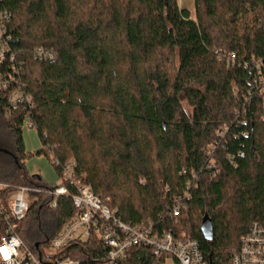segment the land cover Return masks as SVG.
<instances>
[{"label": "trees", "instance_id": "16d2710c", "mask_svg": "<svg viewBox=\"0 0 264 264\" xmlns=\"http://www.w3.org/2000/svg\"><path fill=\"white\" fill-rule=\"evenodd\" d=\"M0 12L11 15L14 53L0 77L19 68L32 99L13 110L0 90L4 197L19 186L53 190L26 167L29 119L42 144L36 155L59 179L56 162L74 161L124 222L153 223L198 241L209 264H231L251 225H264V0H194L193 15L178 0H0ZM37 49L54 57L36 59ZM185 192L186 208L171 217ZM32 197L14 233L37 252L76 209L69 197L56 207L48 194ZM206 217L212 241L201 231ZM94 254L90 244L65 252ZM119 264L163 261L137 247Z\"/></svg>", "mask_w": 264, "mask_h": 264}, {"label": "built area", "instance_id": "2783aa9c", "mask_svg": "<svg viewBox=\"0 0 264 264\" xmlns=\"http://www.w3.org/2000/svg\"><path fill=\"white\" fill-rule=\"evenodd\" d=\"M11 15L0 12V65L14 61V53L9 49L7 22ZM53 58L54 55L43 49L35 51L36 59ZM234 58L235 55H232ZM12 67L14 74L7 78L0 77V90L9 92L10 109L18 110L31 103V97L18 86V70ZM24 126L33 128L29 119ZM60 167V183L53 190H45L33 186H19L13 194L4 197V190L9 185L0 183V216H3L7 233L0 238V264H119L125 259L129 250L137 247L148 248L155 261L166 264L172 259L173 264H209L203 255L200 244L196 240L177 238L172 231L160 232L153 224L132 225L124 222L109 200L103 201L93 190L84 185L83 176H79L74 161L65 165L56 162ZM195 178L196 175L193 174ZM70 188L75 191L71 194ZM45 193L56 200L69 197L76 209V214L65 222L60 231L53 237L47 247L36 248L33 252L26 247L18 235L14 233L15 223L23 221L33 201V194ZM184 198H177L170 210L171 217H179L186 208ZM6 203L9 212H6ZM95 251L92 257L76 259L65 252L74 245H89ZM231 264H264V225L253 223L240 242Z\"/></svg>", "mask_w": 264, "mask_h": 264}, {"label": "rangeland", "instance_id": "374dc122", "mask_svg": "<svg viewBox=\"0 0 264 264\" xmlns=\"http://www.w3.org/2000/svg\"><path fill=\"white\" fill-rule=\"evenodd\" d=\"M178 2L181 7L188 8L192 15L194 14V0H178ZM23 139L26 151L31 153L30 158L26 161V167L29 172L41 176L48 184L57 186L61 181L58 178L52 163L48 160L46 155H36V152L42 148L37 131L34 128L24 126ZM107 200L110 201V199ZM166 264H173L172 259H169Z\"/></svg>", "mask_w": 264, "mask_h": 264}, {"label": "water", "instance_id": "95a60500", "mask_svg": "<svg viewBox=\"0 0 264 264\" xmlns=\"http://www.w3.org/2000/svg\"><path fill=\"white\" fill-rule=\"evenodd\" d=\"M5 153H8L7 151H3ZM201 231L202 234L204 236V238L207 241H212L213 237H214V231H213V226L212 223L210 221V219L208 217H206L203 222H202V226H201ZM38 244L35 246L36 248H38Z\"/></svg>", "mask_w": 264, "mask_h": 264}, {"label": "snow or ice", "instance_id": "6c2138e0", "mask_svg": "<svg viewBox=\"0 0 264 264\" xmlns=\"http://www.w3.org/2000/svg\"><path fill=\"white\" fill-rule=\"evenodd\" d=\"M0 252H4L5 253V256H6V249L0 248Z\"/></svg>", "mask_w": 264, "mask_h": 264}]
</instances>
